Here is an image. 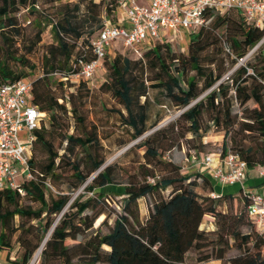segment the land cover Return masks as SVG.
<instances>
[{
	"label": "trees",
	"instance_id": "trees-1",
	"mask_svg": "<svg viewBox=\"0 0 264 264\" xmlns=\"http://www.w3.org/2000/svg\"><path fill=\"white\" fill-rule=\"evenodd\" d=\"M121 1L0 0V48L5 55L0 62V85L29 79L31 104L43 115L39 127L33 131L28 160L32 178L20 184L22 195L0 190V252L11 255L7 259L9 264H188L187 253L205 249L207 245L203 241L210 234L219 247L213 256L197 255L196 264L208 261L264 264L261 253L264 238L253 232L240 191L217 192L215 184L202 173L200 187L195 180L180 174L179 165L160 159L159 150L166 151L170 146L161 148L149 137L132 146L142 153L143 163L121 184V214L115 215L106 233H100V227L107 225L109 218L104 203L106 193L101 189L117 185L115 174L113 167L103 166L104 161L99 157L101 146L95 126L87 124L75 105L87 84L63 82L60 76L75 74L77 60L93 59L91 42L98 36L105 17L111 16L109 20L114 21V12ZM39 3L48 7L39 8ZM20 11H24L33 27L31 36L20 32L17 18ZM204 18L206 24L189 34L185 54L160 40L141 49L136 61L106 55L102 62L106 76L99 90L109 94L120 107L119 118L131 130L132 139L146 131L148 89L156 90L174 107L187 108L179 119L187 122L189 131L196 135L203 113L215 128L228 132L234 124L230 110L233 102L241 109L240 131L254 132L261 146L235 147L233 152L223 146L221 153L228 151L249 167L264 168V24L261 27L248 24L233 9L221 14L207 12ZM45 26H49L52 44L42 56L40 74L34 75L37 69L27 56L40 42ZM16 38L21 42L19 54L17 49L12 50ZM254 47H258V52L221 81L222 57L234 64ZM144 70L149 73L145 77ZM67 84L74 89L64 96L61 89ZM249 102L252 108L247 107ZM66 104L74 121L75 132L71 134L63 126ZM197 139L199 148L200 136ZM38 153L40 158L36 156ZM62 169L68 172V192L52 195L48 192L50 183L59 178L56 171ZM83 185L81 193L70 200L69 193ZM168 188L170 193L163 198L161 193ZM196 188L205 194L200 195ZM45 191L49 193L46 197ZM211 194L216 196L212 198ZM145 196L155 197L146 218L139 222L137 201ZM235 197L250 232L240 231L244 225L240 212L228 215L217 209L219 204ZM22 200L38 207L22 204ZM86 211L91 214H84ZM97 219L100 221L93 230ZM203 219L213 221L215 230L199 229ZM47 235L46 243L42 244ZM230 248L237 255L224 259L225 250ZM36 252L38 255L32 261Z\"/></svg>",
	"mask_w": 264,
	"mask_h": 264
},
{
	"label": "rangeland",
	"instance_id": "rangeland-1",
	"mask_svg": "<svg viewBox=\"0 0 264 264\" xmlns=\"http://www.w3.org/2000/svg\"><path fill=\"white\" fill-rule=\"evenodd\" d=\"M38 7L47 8L48 5L39 3ZM17 18L18 24L21 28V34L31 36L34 33V30H32L33 27L29 23V20L25 18L24 11H20L17 14ZM105 18L111 19V16ZM20 43V38H16V42L12 50L17 49V54H19L18 49ZM187 43L188 38H186L183 42V48L181 51L179 49L180 47H177L175 45H171V49L174 51L177 50L185 54ZM50 44H52L51 32L49 26H45L40 34V42L33 48L32 52L27 56L30 62L38 70V72L37 70L35 71L34 75H37V73L40 74L42 56L45 52L46 47ZM258 50V47H254L249 57L251 58L254 54L258 52ZM115 55L127 57L131 61H136L140 58L123 48L118 43L113 45L107 53V56L109 58H112ZM4 59L5 55L3 49L0 48V62H3ZM220 64L221 68L224 70V73L220 79L221 81H224L238 66L241 65L238 62L230 64V61L224 56L222 57ZM16 70L21 69L16 67ZM136 72L138 73L139 69H137ZM147 74L149 73L144 70L143 77H145ZM105 76V68L98 70L94 74V77L90 84H88L86 88H82V91L78 96L79 98L75 100L76 108L79 113L85 117L87 124H92L95 126L96 135L101 146V149L98 151L99 157L103 159L104 166L110 165L113 167V171L115 174L114 178L115 182L117 183V185H114V187H105L101 189L103 192L106 193V197L104 199V203L106 205L105 211L109 214L107 225H104L99 229L100 233L102 234L107 232L108 226L111 225L112 219L115 217V215L121 214V184L126 183L131 178L129 176H132L134 174L138 165L143 163V160L141 158L142 153L132 148V146L137 142L149 137L152 138V140L157 146H161V148L163 146H165L166 148L170 146V148L166 151L161 149L159 150L161 155L160 159L170 160L174 164L179 165L181 167L180 174L188 176L190 181L195 180V182L200 187L202 186L201 173L205 174L206 176L208 175L204 171L199 173L196 167L192 166L188 162V156L190 154H195L196 151H199V155L215 156L221 153L223 146L230 151H232V149L235 147L245 149L247 147L255 148L257 146H261L254 132L245 133L240 131L239 121L241 120V109L237 106V104H234L232 102L230 110L234 124L231 129L228 130V132L222 130L221 128H215L212 123L208 122L207 114L203 113L200 116L198 122L199 131L197 132V135L200 136L201 147L197 148V135L189 131V125L187 122L179 119L180 114L187 108H178L170 105L164 97H162L156 90L153 89H148L146 93V131L140 137L132 139L131 130L123 126L119 118V111L121 110L120 107L115 103V101L109 94L103 93L101 90H99V86L105 80ZM53 77L56 78V76ZM73 89L74 88H68L67 84L61 89V93L65 96L68 92L72 91ZM227 94L232 95V92H228ZM203 95L204 93L201 94L200 97H202ZM139 101L142 102L143 99L140 98ZM247 107L252 108L253 104L249 102L247 104ZM65 108L66 114L63 117V126L66 127L65 130L67 134H71L75 132L73 127L74 121L71 117V114L68 112V104L65 105ZM121 112L123 114V111ZM156 131L159 132L155 133ZM54 146H57V141L54 142ZM76 154L79 155V151H76ZM36 156L37 158H40L39 153ZM56 172L59 174V178L54 181H51V190H49L48 192H51L50 194L52 195H55L56 192L67 193L68 190L66 182H68V172L66 171V169L58 170ZM16 181H20V178L17 177ZM85 185L79 187L74 192L69 193L70 200L74 199L78 194H80ZM218 187V185H215V190L217 192L220 191V193L237 194L239 190V187L236 185L226 186L222 188ZM195 190L200 195L205 194V192L201 191L200 188H196ZM48 192L45 191V197L49 194ZM169 193L170 189L168 188L165 191H162L161 196L165 198L167 195H169ZM154 197L155 196H145L144 198H141L137 201L139 222H143L146 218L147 210L153 203ZM21 203H26L32 208L38 207L36 203H28L24 200H22ZM217 209L223 213H227L228 215H233L235 213L240 212L239 216L241 217L242 222L244 224L243 226H241L240 231L250 232V228L248 224H246L247 222L245 220L244 214L242 212V207L238 198L235 197L231 201L225 200L224 202H222V204L218 205ZM65 210L66 207L63 209V211ZM85 213L91 214L88 211L84 212V214ZM56 218H58V216ZM99 221L100 219L95 220L92 227L93 230L96 228ZM13 223H17L16 218L14 219ZM30 224H35V222H31ZM200 227L205 230H215V225L213 221H210V219H203ZM16 234L17 233H15V235ZM15 235L11 237V241L14 240ZM78 239H80V237ZM203 243L207 245V247L203 249L200 253H196L195 251H190L187 253L186 263L196 264L194 262V259L197 257V255L203 256L207 254L208 256H213L214 252L219 247V245L214 244V236L210 234L206 235ZM228 244H231V241H228ZM13 247L16 248L15 246ZM103 249L106 250L105 247H103ZM6 254L8 253L6 252ZM36 254H34L33 256L34 259H36ZM235 255H237V251L235 249H226L224 259ZM217 263L218 262L215 261H208L204 264ZM222 264H225V262H222Z\"/></svg>",
	"mask_w": 264,
	"mask_h": 264
},
{
	"label": "built area",
	"instance_id": "built-area-1",
	"mask_svg": "<svg viewBox=\"0 0 264 264\" xmlns=\"http://www.w3.org/2000/svg\"><path fill=\"white\" fill-rule=\"evenodd\" d=\"M123 0L117 9L123 18L111 21L104 18L102 28L91 42L93 59L77 60L75 74L60 76L61 81L87 85L94 74L102 69V62L110 48L120 44L140 57V50L164 40L182 50L189 34L206 24L204 14H221L229 9L240 12L243 19L255 27L264 24V0ZM252 50L239 64L249 57ZM31 81L22 78L0 85V190L15 191L22 195L20 184L32 178L28 166L33 131L43 117L31 104ZM188 162L220 187L239 185L245 200V216L253 232L264 238V182L256 188L243 186L250 171L264 181V168L249 167L238 156L225 152L215 156L190 154ZM255 169V170H254ZM203 174V173H202ZM205 175V174H204ZM17 177L20 181H16ZM50 188L49 184H46ZM212 198L216 195L211 194ZM264 256V248L261 250Z\"/></svg>",
	"mask_w": 264,
	"mask_h": 264
},
{
	"label": "crops",
	"instance_id": "crops-1",
	"mask_svg": "<svg viewBox=\"0 0 264 264\" xmlns=\"http://www.w3.org/2000/svg\"><path fill=\"white\" fill-rule=\"evenodd\" d=\"M138 3L141 4L142 3L141 0H138ZM123 14H124L123 10H121V9L115 10L114 21L123 18ZM263 182H264L263 180L258 179L256 177L255 172L250 171L248 173L247 179L244 180L242 185L246 186V187L256 188L260 184H262ZM236 186L240 187L239 185H236ZM218 188H222V187L219 186ZM200 226H201V224L199 225V229H202ZM7 259H11V255H8V254H6V252H3V251L0 252V264H8ZM210 262H212V261H210ZM215 262H218V261H215ZM217 264H219V262Z\"/></svg>",
	"mask_w": 264,
	"mask_h": 264
},
{
	"label": "bare ground",
	"instance_id": "bare-ground-1",
	"mask_svg": "<svg viewBox=\"0 0 264 264\" xmlns=\"http://www.w3.org/2000/svg\"><path fill=\"white\" fill-rule=\"evenodd\" d=\"M47 237H48V235L45 237V239H44V241H43L42 244H44V242L46 241ZM45 243H46V242H45ZM36 253H37V252H36ZM38 253H39V251H38ZM38 253H37V254H38ZM37 254H36V257H37Z\"/></svg>",
	"mask_w": 264,
	"mask_h": 264
},
{
	"label": "water",
	"instance_id": "water-1",
	"mask_svg": "<svg viewBox=\"0 0 264 264\" xmlns=\"http://www.w3.org/2000/svg\"><path fill=\"white\" fill-rule=\"evenodd\" d=\"M104 166V165H103ZM34 260V258L32 259V261Z\"/></svg>",
	"mask_w": 264,
	"mask_h": 264
}]
</instances>
